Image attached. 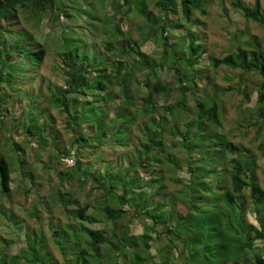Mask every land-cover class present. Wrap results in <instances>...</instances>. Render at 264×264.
Here are the masks:
<instances>
[{"label": "trees", "instance_id": "obj_1", "mask_svg": "<svg viewBox=\"0 0 264 264\" xmlns=\"http://www.w3.org/2000/svg\"><path fill=\"white\" fill-rule=\"evenodd\" d=\"M206 5V0H0V141L9 146L7 138L16 134L24 144L34 143L48 157L45 170L53 168L49 163L72 161L57 169L56 186L41 197L33 184L35 177L43 181L42 172L26 179L21 170L23 190L10 186L15 168L27 164L24 147L11 145L17 166L0 148V221L23 236L21 249L8 256L12 242L0 236V264H264V246L257 245L264 241L257 159L230 140L244 125L230 126L221 100L224 92L235 91L248 102L242 83L247 75L259 77L260 129L264 48L257 43L250 50L234 48L227 40L215 54L193 17L205 15ZM231 6L264 24L260 0L252 7L240 0ZM134 20L136 37L127 26ZM79 22L88 41L73 30ZM45 29L44 44L29 31ZM58 31L62 42L50 74L63 83L41 75L50 35ZM172 37L179 40L173 43ZM147 44L155 47L149 54L142 51ZM220 68L231 72L222 81L237 79L236 87L216 84L210 74ZM163 74L171 81L163 82ZM258 149L264 150V142ZM18 197L26 218L12 211ZM135 228L140 232L131 234ZM152 242L160 244L155 254Z\"/></svg>", "mask_w": 264, "mask_h": 264}, {"label": "rangeland", "instance_id": "obj_2", "mask_svg": "<svg viewBox=\"0 0 264 264\" xmlns=\"http://www.w3.org/2000/svg\"><path fill=\"white\" fill-rule=\"evenodd\" d=\"M207 5L204 7L206 10L205 15H201L199 13L194 14V18L197 19L202 25H200V29L198 32H200L201 35H204L206 38V45L208 46L210 43H217V49H213V45L210 46V50H212L215 54L220 52L222 50V47L225 46L227 40L232 41V46L236 48V46H240L243 49H253L254 44H259L262 48H264V24L258 25L256 23H253L247 19H245L240 13H238L236 10L233 9L231 6L232 2H236L238 0H206ZM241 3L246 7H252L254 5V0H240ZM262 8L261 12L264 14V0H260ZM106 12L109 14L108 17H112L116 15L112 13L110 9H107ZM155 12V11H153ZM180 17V14H178ZM139 23V21L134 20V22H129L127 26L130 28V31L132 32V35L134 37L137 36V29L136 25ZM27 27V24L24 23V21L20 20V25ZM76 27L73 28V30L76 32V36H83L86 41H88V32H83L80 28V22L75 25ZM32 34L35 35L34 39L38 41L41 44H44V40L46 37H44L43 34H47L48 31L45 29V32L39 33V31H33ZM71 30L67 31L70 32ZM73 31V32H74ZM30 32V33H31ZM197 32V33H198ZM61 31L53 32L51 33L50 37L53 39L52 44H50L46 51V55L44 57V61L41 64V75L49 76L53 82L57 83H63L59 77L55 75H51V66L56 64V50L57 47L61 44ZM75 35V34H74ZM201 38V37H200ZM179 38L172 37L171 41L177 42ZM155 49L154 46L151 44H147L144 47H142V51H144L146 54L151 53ZM86 51L90 50V48H86ZM204 65V63H201ZM238 74V72H236ZM225 74H231V72L227 69L220 68L217 69V71H212L210 75H216V84H218L221 87H227V86H233L236 87L237 79H234L231 83H227L222 81V76ZM31 75V74H30ZM141 75V74H140ZM163 82H170L171 76L163 74L162 76ZM261 83V79L254 75H247L245 77V81L242 83L243 87H246L249 91V101L243 102L242 101V95L237 94L235 91L232 92H224L221 96V100L225 104V108L227 110L226 113V120L228 122L232 123L230 126H233L236 121H238L239 124H243L244 127L240 128L237 127L232 133H230V140L234 144L241 145L249 150L252 154L256 156L257 159V168L256 173L260 179V183L264 187V150H259L258 146L260 143L264 142V123L261 124V127L259 129V124L261 122L260 119L257 117L258 112V105L256 104V94L258 87ZM36 87L35 85L33 86ZM174 100V99H173ZM173 100L168 99L167 103L174 102ZM26 109V107H25ZM112 116L115 114L117 110V103L110 107ZM250 118V119H249ZM250 123L248 125L247 123ZM229 126L225 127V130H227ZM58 129H61L63 131L62 126H58ZM258 132V137H256V133ZM9 136L8 132L3 131V136ZM10 145H5L4 139H1L0 141V148L5 150V154L8 156L9 159L13 160V157L15 161L14 166H17V158L14 154L12 156V150L11 145L14 143H18L21 146L24 147V160L27 164L23 167V169H20L18 167L15 168V171L12 173V182L10 186L13 188L14 192H19L23 190L21 182V178L19 177V173L22 171L25 174V178H33L35 175L39 172L44 173L43 181L40 183L36 177L34 178V186L33 187H40L41 197H45L47 194L48 189H51L52 187L56 186L57 184V169L65 167L66 165L58 164L56 166H53L52 163H49V168L45 170L44 168V162L48 160V157L46 154L36 151L34 143H29L28 145L24 144V139L18 137L16 134L13 135V140H10ZM63 145H66V138H63L62 141ZM33 148L31 150L30 148ZM37 155V156H36ZM43 161V162H42ZM54 161V159L52 160ZM64 162L63 160L61 163ZM86 162V159H82V163L84 164ZM69 165V164H68ZM85 166V165H84ZM22 170V171H21ZM28 183V180H27ZM29 184H31V180L29 181ZM31 186V185H29ZM18 188V189H17ZM12 190V191H13ZM17 195H15L16 197ZM31 197V195H30ZM79 197L81 200L84 199L83 193L79 194ZM16 206L12 207V211L16 213V216L26 218L25 217V209L20 207V200L19 197L14 199ZM29 203V201H28ZM28 207H26L27 209ZM56 215V212H55ZM58 216H56L57 218ZM248 220L251 222V224L254 223V219L252 215H249ZM43 223L45 221H42ZM26 223L24 222V225ZM36 228V225H32ZM39 226V224L37 225ZM97 227V226H94ZM259 228V225H258ZM46 229V228H45ZM17 230L13 229L11 227L10 223H7L6 221H0V236L8 242H12L9 245V248L5 250V255H14L18 253V251L21 249L23 236L22 231H19L16 233ZM131 234H136L140 232L139 228H135L131 230ZM47 244L49 248V251L53 254L55 259L60 263V257L58 253L52 249V247L49 244V241L47 239ZM152 249L151 253L155 254L158 250V247H160L159 243L152 242ZM258 246H264V241L257 242ZM102 250V249H101ZM190 250V249H189ZM182 263V262H181ZM196 263V262H195ZM128 264V263H126ZM184 264V263H183Z\"/></svg>", "mask_w": 264, "mask_h": 264}, {"label": "built area", "instance_id": "obj_3", "mask_svg": "<svg viewBox=\"0 0 264 264\" xmlns=\"http://www.w3.org/2000/svg\"><path fill=\"white\" fill-rule=\"evenodd\" d=\"M67 164L71 165L72 164V161L68 158H64L63 159Z\"/></svg>", "mask_w": 264, "mask_h": 264}, {"label": "clouds", "instance_id": "obj_4", "mask_svg": "<svg viewBox=\"0 0 264 264\" xmlns=\"http://www.w3.org/2000/svg\"><path fill=\"white\" fill-rule=\"evenodd\" d=\"M64 161V160H63ZM64 163L66 164V165H68L65 161H64ZM72 165V164H71Z\"/></svg>", "mask_w": 264, "mask_h": 264}]
</instances>
